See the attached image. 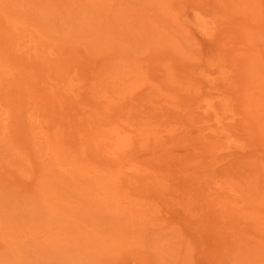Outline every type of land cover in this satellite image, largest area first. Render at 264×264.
I'll return each instance as SVG.
<instances>
[{
    "label": "rangeland",
    "instance_id": "374dc122",
    "mask_svg": "<svg viewBox=\"0 0 264 264\" xmlns=\"http://www.w3.org/2000/svg\"><path fill=\"white\" fill-rule=\"evenodd\" d=\"M61 1L68 2L0 4V9L4 11L3 15L8 19L7 25L3 24L4 20L2 22L0 19V27L3 28L1 31L4 32L0 35V101L3 105L12 107L11 121L19 123L22 108L17 97L20 96L19 93L26 92L23 91V88L16 87L15 84L11 85V80L14 77L27 82L33 81V78L42 82L44 80L54 82L56 78L63 77L59 83L55 84L58 89L67 86V90L80 91L81 86L86 87L84 90L88 92L89 97L87 155L96 164L93 171L88 169L87 174L74 169L65 170L62 182H57L54 175H48L44 180L45 183L40 194V197L45 199L42 198L44 202L39 204V207L35 205L39 203L40 197L35 201L32 199L17 200L16 197L8 195L6 189L0 184V209L2 212H0V217H6L7 215H4L6 212L7 218H9L4 219L6 222L2 221L3 223L0 225L2 228H0L2 231L4 229V232L8 229V233H11L18 229L16 227L18 226L19 230H16L15 233L22 234H18L14 238L15 233L8 234L6 232L5 237L6 234L12 235L7 238L9 239L7 241L1 233L0 264H17L23 252L22 242L28 241L30 233L34 230H37L34 231L35 235L39 232V236H33L32 242L45 240L47 244L43 242L42 247L52 246L54 242L64 246L70 242H68V235H75L70 233L71 228L74 233L77 232L80 235L76 234V238L72 236L73 239H82L83 237L87 240L89 237L87 238L86 232H90L92 229L88 225L93 222L90 226L94 230L97 228L95 225H100L97 228L100 234L96 231L98 238L95 239L100 240L103 236L101 233L103 231L107 233V230H104L106 226L103 224H109L107 228L110 227L112 231V224L119 222L120 217L117 215H120V212L125 216L126 212H129L132 219L134 218L138 223H146L144 226L137 224L138 227H141L139 229L147 226V229H142L145 231L143 234L142 231L140 232L141 237L143 236L141 240H144L147 234L162 225L161 219L166 217L160 213L156 203L137 198L146 194L143 184L154 190L156 195H164V197L169 195V198L176 200V207L170 206V210L167 211L169 215L167 218L170 221L185 219V216L190 215L206 223H217L218 234L222 238L220 241L218 240L217 245L208 232H202L201 238L204 242L202 249L204 251H213L217 245L218 250H226L232 254L233 264H264V130H259L261 126L264 128V91H262L264 89L260 90V87L264 88V24L262 22L264 21V0H250L252 5L249 4L250 2L244 4V11L247 7L246 15L250 13L247 16V27L243 29L246 34V45L242 46L244 50L228 53L192 50L196 42L187 33L188 30L186 32L181 30V34L177 35L176 22L172 18L171 1L168 5L169 12H171L169 14L171 22L168 28L169 35L127 36L128 43L124 41L127 40L126 36H108L105 38L108 43L103 42V38L106 36H100V0ZM255 4H258L257 10ZM260 5L263 7L261 8ZM33 9H38V12L36 13ZM256 14L257 17H255ZM256 19L260 20L255 21ZM209 21L211 23H206L209 29L215 27L212 25L213 23L219 22L213 19ZM258 22L261 23L258 24ZM10 26L12 27L10 32L28 31L27 28L37 26L41 27V31L45 34L34 36L10 33L5 30ZM47 32H63V34H46ZM70 32H78L79 35H72ZM64 33H68V35H64ZM79 36L84 37L88 43L84 42L83 46V42H75L74 40L80 38ZM248 36H251L250 42ZM35 38L36 44L34 45L32 39ZM148 42H151L149 43L151 45L155 42L153 43L155 45L148 47L151 46ZM124 43H126L125 46H128L119 48L118 44L123 45ZM80 45L83 50L82 64L85 74L83 76L61 74V71L58 70L64 55L59 48ZM152 48L158 50H147ZM148 51L153 52L152 54L155 55V59L159 60L158 63L161 66L147 67ZM211 53H213V60ZM207 57L209 58L206 59ZM211 61L214 64L213 68L216 67L218 72L212 71L211 75H207L208 72H204V68L199 67L207 65ZM254 73H259V75H255L256 80ZM86 74L88 77H85ZM257 76L259 77L257 78ZM43 78L46 79L43 80ZM6 83L10 84L9 90H4L7 86ZM223 83L229 85L228 96L220 94L222 89L218 86ZM29 85L34 86L31 82L27 83V89ZM46 85L53 86L50 83ZM43 88L47 90L48 87ZM259 92H263V94ZM53 93L56 94V92ZM258 94L263 95V100ZM232 98L233 102L230 101ZM67 114L66 111L60 113L59 115H62L60 120L52 117L47 118L51 126L60 125L64 130V137H67L64 138L65 145L72 153L80 155V141L75 133L69 134L67 131L69 128ZM231 124H238V128H235L236 131H221ZM246 126L250 128L246 130ZM202 135L207 136V143L214 146L218 143L224 145L225 143L222 142L224 138H219L227 137L229 140L227 146L239 151L241 149L237 147L238 144H233L236 142L234 141L236 137L247 142V149L243 153L233 156V160L218 161L216 166L209 167L207 160L210 153L200 148V138L203 140ZM214 140L218 142L215 143ZM41 146L43 155L52 154L47 147V142L42 140ZM100 152L102 153L101 157ZM221 155L225 156L226 152ZM110 158H113L115 163L111 164ZM45 166L52 168L55 165ZM138 174L141 176L143 184ZM61 183L65 186L58 185ZM125 186L130 187V192L135 198L128 195ZM177 188L187 190L184 192L175 191ZM5 196L9 203L8 201L4 202L6 201ZM4 205L9 208L5 209ZM10 205L15 210L16 206H19L16 215L20 212L19 216H23L22 218H25L27 222L22 221V218L13 217L12 219L14 209L11 208V210ZM54 207L56 214L50 210ZM82 208L90 209V212L86 214L92 213L89 215L98 216L93 215L90 218L87 215V220H83V218L81 220L78 211H81ZM84 213L85 218L86 214ZM115 213L118 214L111 216ZM44 215L56 216H53L52 221L50 217L45 218V220L50 219L44 221L42 220ZM107 218L109 219L107 220ZM111 218L115 221L113 222ZM10 219L15 220L14 222L20 219V226L17 222L16 226L14 223H10L14 224V227L8 226L10 224L7 223L11 222ZM68 219L72 220L71 223ZM21 221L27 226L21 224ZM73 221H76V225L73 224ZM79 221H84L85 223L82 224H86L85 226L89 228L86 227L85 230V227L77 224L80 223ZM67 222L70 223V227L66 226ZM2 224L5 225V228ZM62 225L69 228L67 231L70 230L66 236L60 234L64 233L65 229ZM114 225L116 226V224ZM115 226L113 227L117 229ZM117 226L121 227L120 224ZM30 227L32 229L29 230ZM122 227L120 231L125 229L128 232L130 229V227ZM41 229L45 231V234ZM25 230L28 234L25 235L26 238L22 239ZM110 233L108 232V238L112 239L114 236L112 237L113 234L110 236ZM119 233H123V235L120 236ZM119 233L118 235L121 237L119 240H121L118 241L123 243L122 239L128 238L129 235L123 231ZM46 234L52 236L47 237ZM56 234L60 243L56 239ZM124 234L126 237L122 238ZM88 235L92 236V234ZM136 235L139 237L137 233L134 237ZM115 236L117 235L115 234ZM15 239L16 241H14ZM127 240L125 239V241ZM103 241L100 240V242ZM113 241L114 239L104 246L109 244V248H111V245L114 244ZM118 241L114 242L118 244ZM125 241L124 245L130 244L131 238L128 242ZM150 241L152 244L155 242V240ZM16 242H18V247L15 246ZM31 244L29 243V245ZM152 244L148 245V252L151 251ZM5 245L9 248H6ZM19 245L22 246L19 247ZM55 245L57 244L53 246ZM32 246L34 244L30 248H33ZM120 247L121 249L116 247L114 254L117 256L113 253L110 255L111 251L102 250V252H107L105 255L108 258L103 256L104 253L100 254V264H117V262L119 264L124 248L122 245ZM156 247L155 252L159 249L158 245ZM57 248H59L58 245L53 250L57 251ZM16 253L18 254L16 255ZM112 256L115 257L111 258ZM101 257L106 263L101 262ZM240 257L241 261H239ZM22 258L23 262H21L24 264V257Z\"/></svg>",
    "mask_w": 264,
    "mask_h": 264
},
{
    "label": "crops",
    "instance_id": "0c3cea01",
    "mask_svg": "<svg viewBox=\"0 0 264 264\" xmlns=\"http://www.w3.org/2000/svg\"><path fill=\"white\" fill-rule=\"evenodd\" d=\"M117 1L115 2V0H100V36H107L108 33V36H138L141 34V36H152L161 34L165 35L166 33H168L169 26L163 24L164 22L166 24L167 22L170 24L168 7L170 3L169 0H147V3L145 2L144 5L145 7L142 6L144 8H142L141 11L138 10V14L136 15L134 13H131L132 11H130L131 9H129L130 5L132 3L136 8L139 5L144 4H141L139 2L142 0H137V5L134 3L136 2L135 0H125L128 3L123 1L124 3H126L124 6L119 4L117 5L116 3H119ZM43 2L56 3L68 1L0 0V4ZM247 2L248 0H172V18L175 19L176 27L177 23L179 22L178 24H181L180 26L183 27L180 28L181 30L183 29V32H186L187 29L188 31H190H187V33H189L193 37L194 42H196L195 47L192 48V50H199L203 52L221 51L227 53L241 51L244 50L242 49V45H246V34L244 33L243 29L247 27V7L245 9L246 12L244 11V4H246ZM127 4L128 6H126ZM151 5H154L153 8ZM157 6L158 9H156ZM123 8L127 9L128 13L125 11L127 14H123ZM117 9H119V11H121L122 9L120 13L121 19L119 18L120 15H117L119 14V11L116 12ZM157 10L159 15L154 12H157ZM133 11L137 12L136 10ZM3 12V9H0V19L1 21L4 20L5 23L3 24L7 25L8 19L3 15ZM161 13L163 15H167L168 20H165L166 16H162ZM153 14L156 16H154ZM104 15L110 16L108 17L109 23L105 18L104 19L106 21L103 19ZM127 16L129 18L128 20L126 18ZM161 17L163 18L161 19ZM115 19L117 21L116 25L114 23L116 22ZM159 19H161V22L158 21ZM207 19H219V22L217 24L218 30H216L218 32L213 34L214 38L211 43H207L205 41L207 39V33L204 34V31L202 32L204 28L202 25V21L204 20L205 22L207 21ZM119 20L121 22V25ZM104 21L106 23H104ZM106 24L108 26H106L107 32H104V29L106 28L104 25ZM159 25H162L163 27L161 28L159 27ZM165 26L167 28V31L164 28ZM158 27L162 29V32ZM180 29L177 27V35L181 34ZM26 30L28 31L11 32L15 34L24 33L26 35L45 34V32L41 31V27L37 26L30 29L27 28ZM36 30L38 31L36 32ZM8 32H10L9 28ZM3 33V31H0V34ZM70 33L77 34L78 32ZM81 33L83 34V32ZM125 33L128 34L125 35ZM46 34H63V32H47ZM148 50L157 51L158 49L153 48L152 50ZM155 60H157L155 61L157 63L154 62L152 64H149V62L146 60L147 67L153 68L161 66V64L158 63L159 60ZM62 78L63 77H61V79ZM61 79L56 78V81L54 82L48 80L42 82L37 80L36 78H33V81L30 82L32 85L37 87V89L40 83L45 85L47 83H50L53 84V86L49 87L58 89L55 84L59 83V80ZM30 82L23 81L22 79L16 77L11 80V83L15 84L16 87L21 88H25V85ZM66 87L67 86L60 87V93L54 94V96L51 95L50 97H47V99H49L53 103V105H55L56 108L54 106L53 108L56 110L58 116H61L59 114L65 111L68 113L67 118L69 121V128L67 131L69 134L71 132L75 133L76 137L80 141V155H75L71 152L69 147L65 145L64 138L66 139L67 137H64V130L61 129L60 125L51 126L49 124V119L44 116L45 110L44 108H41V104L37 102L34 92L30 93L27 91L26 93H19L20 96L17 97L20 100L22 108V115L19 123H13L11 121L12 107L3 105L0 101V184L4 189H6L8 195L12 197L15 196L17 200L23 201L25 199H32L35 201L38 196H40L41 188L45 183L44 180L48 175H54L58 180H56L57 182H62L63 178L65 177L63 176L65 174V170L74 169L76 171L84 172L87 174L88 169H90V171H93V168L95 167V161L90 160L87 155L89 129L88 92L84 90L86 87L82 86L80 91L67 90ZM42 140L47 142V147H49V150L52 152V154H42ZM113 160V158H110L111 164L115 163V161ZM49 164L55 166L52 168H48L45 166ZM48 170L51 171L48 172ZM52 170L54 171L52 172ZM124 175L129 176L127 174ZM138 176L140 175L138 174ZM140 180L143 184L141 176ZM58 185L65 186L62 183ZM143 186L145 187L146 194L137 198L156 203L155 205L159 207L160 213H163L166 218L161 219L162 225L155 228L150 234H147V236L149 235V238L146 237L142 241L143 244H135L136 246H133L135 248H133L129 252H126L124 255H121V263L119 262V264H168L167 262H165L168 256L170 258V261L173 258H175L174 260L176 261L178 258L175 256H179L180 258H182L181 260H179L181 264H183V259H186V261L189 259L187 262L184 261V264H187L188 262L190 264H233L231 253L227 252L226 250H218V240L220 241L222 236L218 234V225L216 222L206 223L190 215L188 216L189 218L178 220L173 219L172 222L169 220V218H167V216H169L167 211L170 210V206L176 207V200H174L173 198H169V195L168 197H164V195H156L154 190L146 187L144 184ZM124 188H127L126 190L128 191V195L130 197L135 198L130 192V187L125 186ZM186 190L187 189L184 188L175 189V191L182 192ZM182 195H184V193H182ZM202 232H208L209 236L213 239V241L216 242L217 245L213 251L202 250V245L204 243L201 238ZM152 237H156V241H160L157 240V238H163V240H161L163 242H160V244H158L159 249L157 252L148 253V245L150 246V243L152 242L150 240H153ZM165 237H170L175 240L169 241L171 243H175L173 244V246L179 245L180 247L183 244L182 250H184V252L181 250L183 252V255H181L182 253H176V255L173 252L170 253V255H166L165 253L168 254L166 250H164L165 252H162V249L166 248H168L167 250L169 251H173L174 249L175 251H177L175 247H173L172 250L167 245H163L167 243V241L164 243ZM140 245H143V248H140ZM136 247H138V249ZM180 248H178V250ZM165 256L167 257L165 258ZM175 261L174 264L177 263Z\"/></svg>",
    "mask_w": 264,
    "mask_h": 264
},
{
    "label": "bare ground",
    "instance_id": "6f19581e",
    "mask_svg": "<svg viewBox=\"0 0 264 264\" xmlns=\"http://www.w3.org/2000/svg\"><path fill=\"white\" fill-rule=\"evenodd\" d=\"M113 1V0H112ZM117 0H115V2H116ZM120 1H124V2H126L125 0H118L117 2H119V3H116L117 5L119 4V5H125L126 3H128V2H126V3H122V2H120ZM136 2H134L135 4L138 2L137 0H135ZM147 0H145V1H139L141 4H143V5H139L138 7H136V8H139V9H136L135 8V5L134 4H132L131 3V5H130V8L129 9H131L130 11H132L131 13H134L135 15L136 14H138V10L139 11H141L142 10V8H144L145 6V2H146ZM169 1H172V0H169ZM114 2V3H115ZM153 2H155V1H153ZM248 2H250V0L248 1ZM121 3V4H120ZM147 3V2H146ZM261 3V2H260ZM259 3V4H260ZM150 4H151V2H150ZM152 4H155V3H152ZM250 5H252L251 4V2L249 3ZM137 5V4H136ZM258 5V4H257ZM256 4H255V8H256V6H257ZM122 6V7H123ZM126 6H128V4L126 5ZM125 6V7H126ZM142 6H144V7H142ZM152 6V5H151ZM154 6V5H153ZM153 6H152V8H153ZM249 6V5H248ZM254 6V5H253ZM191 7V6H190ZM250 7H252V6H250ZM260 7L262 8L263 6H261L260 5ZM28 8V7H27ZM34 8H35V6H34ZM127 8V7H126ZM166 8V7H165ZM259 8V7H258ZM25 9H26V7H25ZM128 9V8H127ZM127 9H125V8H123V10H124V12H123V14L124 13H128V11H127ZM156 9H158V6H157V8ZM33 10H35L36 11V13L38 12L36 9H33ZM133 10H136L137 12H135V11H133ZM167 10V9H166ZM256 10H257V8H256ZM119 11V9H117L116 10V12H118ZM121 11H122V9H121ZM121 11H119V14H117L118 16H119V18L121 19ZM126 11V12H125ZM250 11H252L251 9H250ZM260 11V10H259ZM156 14H158V10H157V12L156 11H154ZM126 13V14H127ZM154 13V14H155ZM203 13V12H202ZM258 13V15H259V12H257ZM39 14V13H38ZM153 14V15H154ZM169 14H171V12H169ZM248 14H250V13H248ZM248 14H247V16H248ZM115 15V14H114ZM116 15V16H117ZM129 15V14H128ZM131 15V14H130ZM159 15V14H158ZM161 15L162 16H166L165 17V20H168V16L167 15H163L162 13H161ZM154 16H156V15H154ZM260 16H261V14H260ZM108 17H110L109 15L108 16H106V15H104L103 16V19L105 18L107 21H108V23H109V18ZM137 17V16H136ZM181 17V16H180ZM228 17H229V15H228ZM255 17H257V14L255 15ZM254 17V18H255ZM117 18V17H116ZM127 18V20L129 19L128 18V16L126 17ZM163 17H161V19H162ZM252 18V17H251ZM104 19V20H105ZM136 19V18H135ZM151 19V18H150ZM157 19V18H156ZM161 19H159L158 21H160ZM227 19V18H226ZM262 19V18H261ZM92 20V19H91ZM105 20V21H106ZM219 21V19H214V21ZM260 20V19H259ZM258 19H256L255 21H259ZM104 21V23H106ZM115 21H116V19H115ZM151 21V20H150ZM213 21V22H214ZM119 22H120V20H119ZM134 22H135V20H134ZM161 22V21H160ZM167 22V21H166ZM263 22V24H264V21H262ZM115 23V25H116V23H117V21L116 22H114ZM171 23V22H170ZM179 23V22H178ZM177 23V27L180 29V28H183V27H181L180 25L181 24H178ZM206 23H211V21H209V20H207V21H205L204 22V20L202 21V25H203V30H202V32L204 33V34H206L207 33V39L205 40L207 43H211L212 42V40H213V34L214 33H216L217 31H216V29H217V22H215V23H213L212 25H214L215 27H211V29H209L208 28V26H207V24ZM257 23V22H256ZM261 22H258V24H260ZM119 24V23H118ZM160 24V23H159ZM255 24V23H254ZM72 25V24H71ZM82 25V24H81ZM109 25V24H108ZM120 25H121V22H120ZM136 25V24H135ZM163 25H168L169 27H170V24L167 22V24L164 22V24ZM105 27L107 26V24L106 25H104ZM167 26V27H168ZM183 26V25H182ZM108 27V26H107ZM107 27L104 29L105 31L104 32H107L106 31V29H107ZM122 27V26H121ZM120 27V28H121ZM159 27H163L162 25L160 26L159 25ZM158 27V28H159ZM168 27V28H169ZM9 28V30H12L11 28V26L10 27H8ZM8 28L6 29L5 28V30H7L8 31ZM152 28V27H151ZM161 28H159L160 30H161V32H162V29ZM165 29H166V31H167V28H166V26L164 27ZM118 29V28H117ZM261 29V28H260ZM259 29V30H260ZM1 30H3V28L2 27H0V31ZM172 30V29H171ZM181 30V29H180ZM188 30V29H187ZM218 30V29H217ZM182 31H183V29H182ZM125 32V31H124ZM188 32H190V31H188ZM256 32V31H255ZM260 32V31H259ZM249 33V32H248ZM247 33V34H248ZM251 33V32H250ZM249 33V34H250ZM263 33V32H262ZM68 35V33H64V35ZM107 34V33H106ZM109 34V33H108ZM108 34H107V36L106 37H104L103 39V42H107L108 43V40L107 39H105V38H107L108 37ZM126 34H128V33H125V35ZM167 35H169V33H166ZM259 35H261L260 33H258ZM257 34V35H258ZM1 35V34H0ZM38 36L37 34H34V36ZM72 35H74V34H72ZM75 35H79L78 33L77 34H75ZM105 35V34H104ZM142 35V34H141ZM140 35V36H141ZM162 35V34H161ZM256 35V34H255ZM264 35V34H263ZM263 35H262V38H263ZM83 36V35H82ZM127 36L128 35H126V38H127ZM201 36V35H200ZM62 37H64V36H62ZM80 37V36H79ZM169 37V36H168ZM249 37V36H248ZM247 37V38H248ZM37 38V37H36ZM36 38L35 39H32L33 40V43H34V45L36 44ZM81 38V37H80ZM80 38H76L74 41L75 42H83L82 43V45L84 44V42H87L88 43V41H86L85 40V38L84 37H82L81 39ZM84 38V39H83ZM250 38H251V36L249 37V42H250ZM254 38V37H253ZM258 38V37H257ZM169 39V38H168ZM264 39V38H263ZM105 40H107V41H105ZM119 41L118 42H120V39H118ZM115 41V40H114ZM126 43H128L127 41H129V38H127V40L125 39L124 40ZM253 42H254V39H253ZM126 43H124L123 45L122 44H118V46H119V48L121 47V48H123V47H126V46H128V45H126L125 46V44ZM142 43H143V41H142ZM149 43H151V42H148V44ZM153 43H155V42H153ZM152 43V45L151 44H149V45H151V46H148V47H153L155 44H153ZM112 44V43H111ZM157 44V43H156ZM251 45V44H250ZM255 45V44H254ZM253 45V46H254ZM84 46V45H83ZM116 46V45H115ZM171 46V45H170ZM243 46V45H242ZM117 47V46H116ZM116 47H114V49H116ZM160 48V47H159ZM169 48V47H168ZM124 49H126V48H124ZM153 49V48H152ZM151 49V50H152ZM161 49V48H160ZM163 50L165 49V48H162ZM169 49H171V48H169ZM256 49V48H255ZM254 49V50H255ZM59 50H60V52L61 51H63V55H64V59H61V60H63L62 62H61V65L59 64V66H61L60 67V69L58 70V71H61L60 73L61 74H63V75H69V74H74V75H84L85 74V68H84V66H83V57H82V54H83V50H82V46L80 45V46H65V47H63V48H59ZM127 50V49H126ZM148 50V49H147ZM219 50V49H218ZM85 51V50H84ZM256 51V50H255ZM217 52V51H216ZM252 52V51H251ZM62 53V52H61ZM147 55H148V62H149V64L151 63H154L155 61H157V60H155V56L151 53V52H147ZM88 56V55H87ZM260 56V55H259ZM61 58V57H60ZM209 57H207L206 59H208ZM91 59V58H90ZM211 59L213 60V53H211ZM259 60V59H258ZM207 61V60H206ZM260 62H261V60H260ZM155 63H157V62H155ZM213 66H214V64H213V61H211V63H208L207 65H202L201 67H199V68H204V72H208V73H210V74H208L207 73V75H211L212 74V71L213 72H218V69H216V67L215 68H213ZM225 67V66H224ZM229 69V68H228ZM259 72V71H258ZM87 73H88V71H87ZM256 74H258L259 75V73H256ZM255 73H254V78H255V80H256V77H255V75H256ZM262 75V74H261ZM263 76V75H262ZM85 77H88V75L86 74V76ZM259 76H257V78H258ZM38 78V77H37ZM44 79H46V78H43V80ZM259 80V79H258ZM44 81H46V80H44ZM256 82V81H255ZM259 82V81H258ZM264 83V82H263ZM6 85L7 86H5V88H4V90H9V86H10V84L9 83H6ZM11 85H13V83H11ZM38 85V84H37ZM45 84H42V83H40L39 84V87H38V89H37V87H35V86H28V89H27V86L24 88L23 87V91H25V92H30V93H32V92H34L35 93V96H36V99H37V102H39L40 104H41V108H44V110H45V115L44 116H46V117H48V118H50V117H52L53 119H57V120H60V119H62V115L61 116H58V115H55V113H56V110L53 108V106L55 107V105H53V103L49 100V99H47V97H50L51 95H53L54 96V93L53 92H56V94L57 93H60L61 91H59L60 89H56V88H53V87H51V88H49V86H44ZM255 85H256V83H255ZM258 85H260V84H258ZM257 85V86H258ZM43 87H48L47 88V90H45ZM259 87V86H258ZM264 87V86H263ZM218 88H220V89H222L221 91H220V94L221 95H226V96H228V92H229V85L227 84V83H223V84H221V86H218ZM233 89V88H232ZM232 89H231V95H232ZM261 89H264V88H262V87H260V90ZM251 90H254V89H251ZM259 90V91H260ZM262 91H264V90H262ZM259 93H261V94H263V92H259ZM252 95V94H251ZM258 95H260V94H258ZM34 96V95H33ZM261 96V100H263V95H260ZM31 97V96H30ZM257 98V97H256ZM256 98H255V101H256ZM252 99H254V98H252ZM231 102H233V98H232V100H230ZM251 101H253V100H251ZM254 101V102H255ZM227 102V101H226ZM256 104V103H255ZM40 106V105H39ZM56 108V107H55ZM262 108V107H261ZM64 109V108H63ZM250 116V115H249ZM52 119V120H53ZM246 121V120H245ZM245 124V123H244ZM234 126V127H233ZM243 127V126H242ZM247 127V126H246ZM235 128H238V124H231L229 127H224L221 131H224V130H226V131H230V130H235L236 131V129ZM248 128H250V127H247V129L246 130H248ZM252 129V128H251ZM259 129V128H258ZM253 130V129H252ZM259 130H261V131H263L264 130V128H262V126H261V129H259ZM248 133V132H247ZM246 133V134H247ZM239 135V134H238ZM249 135V134H248ZM202 137H203V140L200 138V148H202L204 151L205 150H207L209 153H210V155H209V158H208V160H207V163L209 164V167H213V166H216L217 165V162L218 161H223V160H231L232 159V157L233 156H236V155H239L240 153H243L244 152V150L245 149H247V142H245V141H242V140H239L238 138H234V141H236V142H234L233 144H238V146L237 147H240L239 149H241V150H235L234 148H230V147H228L227 146V144H228V139H227V137H221V138H219V139H223L224 138V140L222 141L223 143H225L224 145L223 144H217L216 146H214V145H211V144H209V143H207L208 142V137L207 136H204V135H202ZM207 140V141H206ZM214 142L215 143H217L218 141L217 140H214ZM249 143V142H248ZM221 145V146H220ZM223 145V146H222ZM220 146V147H219ZM227 147V148H226ZM198 150V149H197ZM223 152H226V155L225 156H223V155H221ZM75 153H77L78 154V152H75ZM101 152H100V157H101ZM2 158V157H1ZM240 158V157H239ZM155 160V159H154ZM233 160V159H232ZM215 162H216V164H215ZM3 166H5V165H3ZM11 166V165H10ZM125 168V167H124ZM220 174V173H219ZM179 181H181L180 179H179ZM188 186V185H187ZM193 188H195V187H193ZM191 189V188H190ZM44 195V194H43ZM37 196V195H36ZM42 196V195H41ZM77 196H80V195H77ZM84 196V195H83ZM6 197V196H5ZM15 197V196H14ZM38 197H40V196H38ZM40 198H41V200H40ZM39 198V203L38 204H36L35 206L36 207H39L38 205L39 204H43L42 202H44V201H42L43 199L42 198H44V197H40ZM193 198V197H192ZM6 199V201H4V202H6L7 203V201H8V203H9V200L7 199V197L5 198ZM45 199V198H44ZM80 200H81V198H80ZM79 200V201H80ZM189 200V199H188ZM23 201H25V200H23ZM40 201H41V203H40ZM170 201V200H169ZM168 201V202H169ZM4 202H1V204H4ZM13 202V201H12ZM34 202V201H33ZM32 202V203H33ZM52 203H53V201H52ZM51 203V204H52ZM23 204H24V202H23ZM25 204H26V202H25ZM31 204V203H30ZM45 204H46V202H45ZM172 204V203H171ZM177 205V204H176ZM1 206V205H0ZM11 207H10V209L12 208V205H10ZM29 206V205H28ZM45 206V205H44ZM43 206V207H44ZM83 206H85V204H83ZM87 206V205H86ZM170 206V205H169ZM3 207V206H2ZM4 207H5V205H4ZM3 207V208H4ZM19 207V206H18ZM17 206H16V210L17 211H19V208H18ZM6 208H9L8 206H6L5 207V209ZM85 208V207H84ZM84 208H82V209H80L83 213H84V211L86 210V209H84ZM12 209H14V208H12ZM11 209V210H12ZM41 209V208H40ZM16 210L14 209V211H13V213L14 214H12L11 212H10V210H8L12 215H14V216H12L11 218L13 219V217H15V218H22L21 216H19L20 214V212L19 213H17V215H16ZM42 210H43V213H44V209L42 208ZM47 210V209H46ZM49 210V209H48ZM51 211H53V214H56V213H54V210H55V207L52 209H50ZM49 210V212H51ZM87 210H88V208H87ZM85 211V213L84 214H86L87 212H90V209L88 210V211ZM40 211V210H39ZM73 211V210H72ZM78 211V210H77ZM81 211H78L80 214H78V215H80L79 217H80V219L81 218H83V220L85 219V220H87L88 219V217H87V215H89V214H92V213H89V214H86V217L84 218V215H83V213L81 212ZM172 211H173V209H172ZM176 211H177V208H176ZM0 212H1V209H0ZM4 212V211H3ZM48 212V211H47ZM46 212V213H47ZM2 213V212H1ZM1 213H0V216H1ZM5 214V216L7 215L8 216V214L6 213V212H4ZM41 213V212H40ZM74 214V213H73ZM76 214H77V212H76ZM118 214V213H117ZM116 213H115V215H111V216H116L117 215ZM124 214V213H123ZM122 214V212H120V215L118 214L117 216L118 217H120L119 218V222H116V223H114V224H116V226L114 225V224H112V231L110 230V227L109 228H107V225H109V224H103V225H105L106 226V229L104 228V230H107V233H106V231L104 232L103 231V228H102V233H104V234H102L101 233V235H103V236H101V238H100V240H104L103 242H105V243H103V242H100V240H95V239H97L98 237H97V234H98V230L99 229H97V228H99L98 227V225L99 224H97V226L95 225V223H94V225H95V227H97V228H95V230H94V228L93 227H91L92 225H91V223L93 224V222H91L88 226L90 227V228H92L91 229V231L90 232H86V236H87V240L86 239H84L83 237H82V239L81 238H77V239H75L76 237V234H78L77 232L76 233H74V230H72V228H71V232L70 233H73V234H75V235H72L73 237H75L74 239H73V237L71 236V235H68L69 237V239H68V242L69 243H67L66 245H64V246H60V242H59V239H58V236H57V234H56V239L58 240V242L60 243V244H58V243H55L54 242V244H57L58 245V247L59 248H57L58 250L56 251V250H53L54 249V247L55 246H57V245H55V246H47V247H42V243L43 242H45L46 244H47V242L44 240L43 242H41V241H38V242H35V241H33L32 242V240H33V236H39V232L35 235V232L34 231H37V230H34L32 233H30V237H29V239H28V241H24V242H22V244H23V252H22V256H20L19 258L21 259L22 257H24V264H100V256L102 255V253H104V255L103 256H106L105 254H107V252L108 251H111L110 252V255L113 253H115L116 252V247H119L120 249H121V247H120V245H122L124 248H123V252H122V254L121 255H124L126 252H129L130 250H132L133 248H135V247H133V246H136V245H138V244H141L142 243V240H141V238L143 237H141V235L143 234V232H145L144 230H145V228L147 227H143L142 229H144V230H142V229H139V228H141V227H138V226H142V224H140V223H138L136 220H134V218L132 219V217H131V215H130V213L129 212H126V216L125 215H123ZM129 214V215H128ZM3 215V214H2ZM31 215V217H32V214H30ZM69 215H70V213H69ZM94 215V214H93ZM92 215V216H93ZM7 216L6 217H4L3 216V218L2 217H0V218H2V220H0L1 222H0V225H1V223H3L2 221L6 218V219H9V218H7ZM18 216V217H17ZM45 217H43L42 218V220H44V221H47V220H49L50 218H52V219H50L51 221L54 219V217L56 216V215H53L52 217H50L51 215H49V216H47V215H44ZM75 216V215H74ZM81 216H83V217H81ZM91 215H89V217H90ZM91 216V217H92ZM94 216H98V215H94ZM101 216V215H100ZM110 216V215H109ZM189 216V215H188ZM188 216H185V218H189ZM31 217H30V219H31ZM47 217H50L49 219H46L45 220V218H47ZM90 217V218H91ZM117 217V218H118ZM131 217V218H130ZM14 218V219H15ZM77 218V217H76ZM87 218V219H86ZM101 218V217H100ZM171 218V217H170ZM12 219H10V221L11 222H8L7 224H10V223H14L15 224V226L16 225H18L17 223H19V226H20V219L18 220L17 219V223L16 222H14V221H12ZM23 219V218H22ZM79 219V220H80ZM109 218H107V220H108ZM116 219V218H115ZM25 220V218L22 220V221H24ZM69 220V219H68ZM74 220H76V219H74ZM82 220V219H81ZM101 220V219H100ZM105 220V219H104ZM111 220H113V222L115 221L114 219H112L111 218ZM134 220V221H133ZM5 221V220H4ZM9 221V220H8ZM21 221V224H23L24 226H27V225H25V223H23ZM26 222H27V220H25ZM33 221V220H32ZM64 221V220H63ZM70 221H72V220H69V222ZM6 222V221H5ZM62 222V221H61ZM69 222H67L66 224V226H69L70 227V223ZM74 222V221H73ZM80 223H77V224H79V225H81L82 227H85V230L87 229V228H89L88 226H85V225H83L85 222L84 221H79ZM30 223V222H29ZM28 223V224H29ZM57 223V222H56ZM68 223H69V225H68ZM83 223V224H82ZM120 224V226L122 227V228H124V227H130V226H133V227H130V229L128 230V232L127 231H125V229L124 230H121V231H123L124 233H127L129 236H128V238L125 236L126 234H124V236H122V238H124V237H126V238H124V240L122 239V241H123V243H121V242H119L120 240H119V238H121L120 236L121 235H123V233H119V232H121L120 231V228L121 227H119V226H117V225H119ZM133 223V224H132ZM135 223V224H134ZM6 223H5V225H7ZM14 224H10V225H8V226H13L14 227ZM35 224V223H34ZM73 224H75L76 225V221L73 223ZM137 224H138V226H137ZM146 224V223H145ZM145 224H143V226L145 225ZM3 225V224H2ZM5 225H3L4 226V228H5ZM72 225V224H71ZM91 225V226H90ZM111 225V224H110ZM7 226V227H8ZM22 226V225H21ZM64 225H62V227H63ZM100 226V225H99ZM113 226H115V227H117V229L116 228H114ZM1 227V226H0ZM6 227V228H7ZM18 229H16L17 231L19 230V227L18 226H16ZM87 227V228H86ZM2 228V227H1ZM0 228V236H1V233H3V236L5 235V233L7 232H9V231H5L4 232V229H3V231H2V229ZM28 228V227H27ZM40 228H42V227H40ZM63 228H65V227H63ZM116 229V230H114V229ZM15 229V228H14ZM30 229H32L31 227L29 228V230ZM34 229V228H33ZM69 229V228H68ZM67 228H65L64 230H63V232L64 233H60V234H64V236H66L67 235V232H68V234H69V231H67L68 230ZM133 229H134V232H132L133 231ZM147 229V228H146ZM16 230L15 231H13V232H11V233H8V234H12V233H15L16 232ZM21 230V229H20ZM24 230V229H23ZM27 230V229H26ZM26 230H25V234H24V236H22L21 238L22 239H24V237H25V235H27L26 234ZM41 230H43V229H41ZM84 230V231H85ZM110 230V231H109ZM22 231V230H21ZM44 231V230H43ZM76 231V230H75ZM96 231H98V232H96ZM119 231V232H118ZM135 231H137V232H135ZM142 231V234L140 233ZM28 232V231H27ZM95 234H94V233ZM108 232H111L110 233V236L112 235V239H110V238H108ZM115 232H117V233H115ZM46 233H47V231H46ZM118 233L120 234V236L118 235ZM137 233L138 235H139V237L136 235V237H134V235ZM16 234V235H15ZM15 234H13V235H15V236H13L14 238H16V236H18V234L20 235L21 233L19 232V233H15ZM31 234H33V235H31ZM43 234H45V231H44V233ZM88 234H92V236H90V235H88ZM99 234H100V232H99ZM106 234V235H105ZM115 234L117 235V236H115ZM133 236H132V235ZM22 235V234H21ZM51 235V234H50ZM49 234H46V236L47 237H49L50 236ZM79 235V234H78ZM93 235H94V237H93ZM155 235V234H154ZM177 235V234H176ZM9 236H12V235H7L6 234V237H5V239L7 240V241H9V239H7ZM45 236V235H44ZM45 236V237H46ZM52 236V235H51ZM80 236V235H79ZM32 237V238H31ZM104 237H106V238H104ZM134 237V238H133ZM138 237V238H137ZM148 237V236H147ZM0 238H2V237H0ZM18 238V237H17ZM26 238V237H25ZM30 238H31V240H30ZM41 238V236L39 237V239ZM55 238V237H54ZM109 240H113L114 239V241H118V244H116L114 241L112 242V243H114V244H112V243H110V244H112L111 246L113 247H111L112 248V250H110L111 248H109L110 247V245L108 244V246H104V245H107L106 243H109V242H111V241H109ZM116 238H118V239H116ZM130 238H131V242H129L130 244H131V246H130V244H128V243H126V245H124L125 243H124V241H125V239L127 240V241H125V242H128L129 240H130ZM137 238V239H136ZM153 238V240H155V242H153V244H152V242L150 243V244H152V248L150 249L151 251L150 252H148V253H155V250L157 249V245L158 244H160V242H163V241H161V240H163V238L162 239H159V238H157V240H160V241H156V237H152ZM21 239V240H22ZM36 239H38V238H36ZM168 239V240H167ZM170 239V240H169ZM187 239V238H186ZM134 240H136L137 242L135 243V241ZM139 240V241H138ZM175 241V240H173L172 238H170V237H165V240H164V243L167 241V243H165V244H163V243H161V244H163V245H167L169 248H173V247H175L176 248V250L177 251H175V249L173 250V251H169V250H167L168 248H166V249H162V252L164 251V250H166L167 252H168V254L167 253H165L166 255H170V253H182L181 255H183V252H184V250H182V246H183V244H182V246H180L179 247V245H175V246H173V244H175V243H171V242H169V241ZM14 241H16V239L14 240ZM107 241H109V242H107ZM141 241V242H140ZM188 241V240H187ZM187 241H186V243H187ZM17 243L18 242H16V245L15 244H13V245H15L16 247H18V245H17ZM29 243H32V244H34V246H32L33 248H30V246L32 245H29ZM35 243H36V245H35ZM50 243V242H49ZM102 245H101V244ZM185 243V242H184ZM117 246H116V245ZM136 244V245H135ZM143 244V243H142ZM6 246V245H5ZM12 246V244L10 245V247ZM20 246H22V245H19V247ZM102 246V247H101ZM115 246V247H114ZM109 249H108V248ZM126 247V248H125ZM6 248H9V247H7L6 246ZM12 248V247H11ZM15 248V247H14ZM101 248V249H100ZM137 249H138V247H136ZM140 248H143V245L141 246L140 245ZM178 248H180L179 250H178ZM19 249V248H18ZM7 250H9V249H7ZM6 250V252H8ZM15 250H17V249H15ZM14 250V251H15ZM102 250H104V251H107V252H102ZM114 250V251H113ZM183 252H182V251ZM203 250V249H202ZM17 251H19V250H17ZM47 251V252H46ZM101 251V252H100ZM141 251H142V249H141ZM181 251V252H180ZM1 252V251H0ZM165 252V251H164ZM19 253V252H18ZM18 253H16V255L18 254ZM131 253V252H130ZM137 253H139V252H137ZM101 254V255H100ZM135 254H136V252H135ZM187 254V253H186ZM190 254V253H189ZM239 254V253H238ZM237 254V255H238ZM243 254V253H242ZM2 255V254H1ZM115 255V254H114ZM177 255V254H176ZM185 255V254H184ZM240 255H241V253H240ZM115 256H117V255H115ZM114 256V257H115ZM133 256H134V254H133ZM164 256V255H163ZM264 256V255H263ZM1 257H3V256H1ZM107 257V256H106ZM113 256L111 257V258H114ZM119 257V256H118ZM167 256H165V258H166ZM175 257H177L178 259L175 261L174 259L175 258H173V259H171V261H170V258H169V256L166 258V261L165 262H167L168 264H174V261L175 262H177L178 264H181V262L179 261V260H181L182 258H180L179 256H175ZM187 257V256H186ZM189 257V256H188ZM237 257V256H236ZM108 258V257H107ZM106 258V259H107ZM3 259H4V257H3ZM2 259V260H3ZM18 260V263L17 264H23L22 262H23V258L21 259V260ZM110 259V258H109ZM116 259H118V258H116ZM138 259V258H137ZM168 259V260H167ZM29 260V261H28ZM101 262H103V259H102V257H101ZM184 261H186V259H183ZM189 260V259H188ZM187 260V261H188ZM22 261V262H21ZM107 261V260H106ZM110 261V260H109ZM180 263H179V262ZM184 261L182 262L183 264H184ZM186 261V262H187ZM239 261H241V257H240V260ZM254 261V260H253ZM3 262V261H2ZM1 262V263H2ZM119 262H120V260H119ZM161 262V261H160ZM185 262V263H186ZM103 263H106V262H103ZM121 263V262H120ZM177 263H175V264H177ZM255 263V262H254ZM9 264H11V263H9ZM117 264H118V262H117ZM144 264V263H143ZM164 264V263H163ZM187 264H190L189 262L187 263ZM249 264H251V263H249Z\"/></svg>",
    "mask_w": 264,
    "mask_h": 264
}]
</instances>
